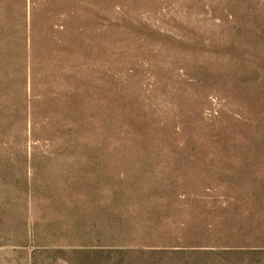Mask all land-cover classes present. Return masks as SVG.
<instances>
[{
	"label": "rangeland",
	"instance_id": "374dc122",
	"mask_svg": "<svg viewBox=\"0 0 264 264\" xmlns=\"http://www.w3.org/2000/svg\"><path fill=\"white\" fill-rule=\"evenodd\" d=\"M0 264H264V0H0Z\"/></svg>",
	"mask_w": 264,
	"mask_h": 264
}]
</instances>
